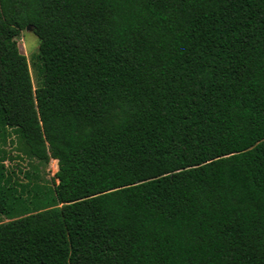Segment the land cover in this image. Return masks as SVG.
Returning <instances> with one entry per match:
<instances>
[{
    "label": "trees",
    "instance_id": "16d2710c",
    "mask_svg": "<svg viewBox=\"0 0 264 264\" xmlns=\"http://www.w3.org/2000/svg\"><path fill=\"white\" fill-rule=\"evenodd\" d=\"M11 136L0 264H264V0H0Z\"/></svg>",
    "mask_w": 264,
    "mask_h": 264
},
{
    "label": "rangeland",
    "instance_id": "374dc122",
    "mask_svg": "<svg viewBox=\"0 0 264 264\" xmlns=\"http://www.w3.org/2000/svg\"><path fill=\"white\" fill-rule=\"evenodd\" d=\"M17 47L29 64V72L34 87L41 82L39 61L37 59L38 40L31 30H22L16 37ZM0 149L4 157L3 164L9 171H13L12 178L18 182L50 184L54 173L57 170L56 160H50L47 164L41 165L33 159L26 157L20 149L14 137L6 139L5 143L0 141ZM6 221V218L0 215V222Z\"/></svg>",
    "mask_w": 264,
    "mask_h": 264
},
{
    "label": "water",
    "instance_id": "95a60500",
    "mask_svg": "<svg viewBox=\"0 0 264 264\" xmlns=\"http://www.w3.org/2000/svg\"><path fill=\"white\" fill-rule=\"evenodd\" d=\"M25 30H32L30 26H26Z\"/></svg>",
    "mask_w": 264,
    "mask_h": 264
}]
</instances>
